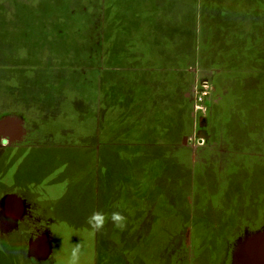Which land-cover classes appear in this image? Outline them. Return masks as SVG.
Returning <instances> with one entry per match:
<instances>
[{"label": "rangeland", "instance_id": "1", "mask_svg": "<svg viewBox=\"0 0 264 264\" xmlns=\"http://www.w3.org/2000/svg\"><path fill=\"white\" fill-rule=\"evenodd\" d=\"M178 1L179 7H183L189 0ZM129 2L0 0V114L22 116V120L28 116L37 121L32 130L35 141L61 135L63 149L71 152L72 161L65 160L71 174L69 190L79 195L82 189L89 191L90 199L86 200L93 203L94 174L107 175L104 188L99 182L100 175L97 179L101 183L97 209L100 211L104 204L110 213L120 211L127 217L125 230L115 229L110 223L94 234L86 223L91 214L79 213L73 219L64 213L65 223L54 220L42 229L50 234L53 247L52 259L47 263L26 257L23 249L27 239L20 229L8 237L7 245L0 244V264H68L76 244L82 248L80 264H264L249 258L248 247L229 244L239 230L231 229L234 233L229 235V214H224L221 208L224 206V136L233 145L236 141L232 136L240 130L235 108L239 103L249 109L251 103L244 99L254 94L258 97H253L252 104L264 101V0H240L238 6L230 8L231 12L241 14L237 19L240 30L234 33V38L212 29L224 22V0H197V4L194 0L197 24L192 22L193 16L190 22L181 23L180 38L187 37V41H181L182 61L187 65L190 60L188 50L192 41L198 65L208 72L197 67V85L189 92L188 87L178 86L188 115L193 111L196 118L193 121L190 117L186 134L187 140H195L194 147L186 148L181 154L180 150L145 149L151 142L131 145L130 149L115 148L106 131V136L94 135L91 128H84L82 121L67 123L68 116L71 122L78 116L75 114L81 113L91 125L97 123L107 113L111 100H117L122 114L125 107L131 109L132 115L140 112L145 118L142 137H149L153 131L148 119L161 116L167 119L169 110L164 112L161 97L172 94L174 87L148 83L152 79L172 80L173 71L167 67L168 62L178 60L175 52L172 53L175 39L165 32L161 40L157 31L140 38V28L146 23L138 20L132 11L134 7L130 5L124 10L127 17L123 12L122 17L119 14ZM234 20L229 19L226 26H234ZM119 35L131 38L130 52L126 56L118 55L115 64L113 55L118 49ZM141 39L147 42L150 52L145 62L142 57L139 64ZM158 40L161 42L157 46ZM236 41L245 46L242 56L231 55ZM219 55L226 60L224 68L220 62L214 63L218 69L204 65L207 56L219 58ZM247 56L252 60L244 63ZM209 68L212 78L208 75ZM224 71L234 77L235 87L225 103ZM253 77L260 80L258 87L249 81L236 86L238 80ZM202 93L207 96L200 97ZM135 94L143 95V99L156 95L162 101L148 102L145 108V101ZM189 95L191 101L187 99ZM224 105L228 116H224ZM51 121L58 123L51 125ZM100 128L99 123V131ZM204 130L209 140L207 135L204 142L197 140ZM165 138L168 145L169 139ZM210 138L212 144L208 143ZM31 148L42 154V150L54 151L57 146L34 143ZM111 187L116 192L109 197ZM4 254L8 255L4 258Z\"/></svg>", "mask_w": 264, "mask_h": 264}, {"label": "crops", "instance_id": "2", "mask_svg": "<svg viewBox=\"0 0 264 264\" xmlns=\"http://www.w3.org/2000/svg\"><path fill=\"white\" fill-rule=\"evenodd\" d=\"M193 1L194 0H189L185 4V6L179 7L178 0H131V2L126 3L124 7L119 11L120 17H122V12L126 16L127 11L124 10H126V8L130 5L134 7L132 11L135 15L138 16V20L142 23H146V25L142 24V27L140 28V38L145 39L149 35V33L157 31L158 38L161 40L163 39L165 32L171 33V35H173L175 39L174 49L172 50V53L175 52L176 57H178V60H174L171 63L168 62L169 66L167 67L168 69H170V71H173L172 80H166L162 78L160 79L162 80L161 82L152 79V81L148 83V85L151 86L174 87V92L172 94L161 97L165 103L164 112H166L167 109L169 110V115L167 119H165L163 116L159 118L148 119L147 124L153 127V131H151L148 135L149 137H142L143 127L145 126V118L141 116L140 112L136 111L132 115L131 109H127V107H125L124 112L122 114V112L118 110L117 100H114V102L113 100L110 101L107 113L102 114L97 120V123L93 122V124L91 125L90 122L87 121L88 119L85 120L87 116H85L84 113L75 114L78 116L72 119L71 122L68 116L67 123L82 121L84 128H91L90 130L94 133V135H100L102 133L103 136H106L107 133L109 142L114 143L115 148L130 149L131 145H146L147 142H151L152 145L144 146L145 149L150 147L155 149L180 150V154L181 151H185V143L187 141L186 134L189 133L191 116L188 115V112L186 110L187 105H183L182 103V100L179 95L178 86L181 85L188 87V92L190 91V89L195 87L197 85L196 82L198 75V73L196 74V69L199 65L198 60L195 59L196 50L193 47L194 44L192 43V41L191 43L188 42L192 46L188 50L190 60L188 61L187 65H185L182 61L180 56V50L182 47L181 41L185 40L187 37L185 36L184 38H180L179 32L181 23L190 22V17L192 16L194 17V20H192V22L197 24L196 11L194 9ZM195 2L197 4V0H195ZM239 4L240 0H224V22L221 26L212 27V29L216 32L224 34V36L226 37L234 38L236 36L234 33L240 30V28H238L239 24L237 22V19L241 17V14L231 12L230 8L238 6ZM141 7L142 10H139L138 8ZM115 11L117 12V9ZM232 18L235 19L234 26H226L225 23H227L228 20ZM150 29H153V31H150ZM119 38L120 40L116 42V48L118 49H115L113 55L115 64L119 59L118 55L123 54V56H126L127 54H129L128 52H130L128 47V41L131 40V38L126 39V36L124 35H119ZM142 39L139 41V44L141 46L140 53L142 54H140L141 56L137 61L139 62V64L142 57L145 62V56L147 53L150 52L147 47V42L143 41ZM160 42L161 41L158 40L157 46ZM236 42L237 43L233 42V48L231 47V50H233L231 51V55L235 57L242 56L245 46L241 45L243 43L240 41ZM120 46H125V49L119 48ZM220 57L221 55H219V58L207 56L205 58L206 63L204 65L209 64L211 67H216L218 69L216 64H218L217 62H220L223 67V64L226 63V60ZM152 58L153 59L151 60V64L154 65L155 57L152 56ZM251 60L252 57L247 56L244 60V63H248ZM238 61L239 60H237V62ZM214 63L216 64L214 65ZM199 67L203 71L204 66ZM113 68L116 69L117 67L114 66ZM181 70H185L187 71V73H182ZM193 70H195V72H192ZM207 71H209L208 75L210 76V78H212L214 76L212 68H209ZM207 73L208 72H206V74ZM232 78L234 77H232L229 72L224 71V103L225 100L230 99L229 93L231 92V89H235V87H233L234 82L232 81ZM173 81H176L177 83H173ZM245 81H249L250 85H252L253 87H258V84L260 82V80H257L255 77L251 79L245 78L241 82L238 80L236 86L238 87L239 83H241L242 86ZM234 93H236V91ZM134 96L138 97L139 95L135 94ZM139 97L143 101H145V108L148 102L162 101L156 99V95H153V97H149V99H143V95H140ZM253 97H258V95L254 94L252 95V97H247V99H244V102L247 101L251 103L250 105H248L249 109H246L241 104L239 105V103L237 105V108H235L238 112L236 116L238 123L237 127H240V130L237 132V135L232 136L236 143L230 145V138H225L224 136V214H229V216H227V223L229 225V229L239 230V232L234 236V238L228 241L229 244L232 246L247 244V242L251 240L256 234H258L259 232H264V101L259 102L258 105L252 104L254 102ZM187 99L191 101L190 95L189 98L187 97ZM249 99H251L252 102ZM161 107L163 108V106ZM225 115L228 116L226 106L224 105V116ZM50 117L52 118L53 116ZM28 118L31 119V117ZM246 119H249L247 123H245ZM57 123L58 122L51 121V125H56ZM99 123L101 125L100 131L98 129ZM104 123H106V127ZM36 124L37 121L34 120L32 130ZM32 130L30 132L29 138L36 144L45 145L49 143L51 145H55L53 143L56 137H58L59 143L62 144L60 146L64 145L62 142V136L59 134L53 136H45L43 139L35 141L36 137L32 135ZM182 131L184 132L182 133ZM211 131L212 129L210 128V134ZM16 137H19V135H16ZM165 137L169 139L168 145H166ZM105 139L106 137H104V140ZM210 142L211 144L214 142L212 141V138H210ZM117 144L120 145L117 146ZM36 171L37 167L32 162L24 161L19 163L18 171L16 172L15 170L13 175L8 177L7 191L14 193V196L10 197L12 200L10 206L13 204L16 207H19L20 211L18 215L16 214L14 218H11L9 216V213H11L9 212L10 206L5 207L4 201L3 206L1 207L0 205V241L1 239H5V237L6 240H8V237L17 234L19 230L22 229L19 223L24 214V201L27 199V197L33 196L32 194L27 193V191H35L36 187L40 190V193L35 195L36 197L43 198L48 196L50 198L49 204H54L56 210L52 209L50 210V212H54L53 215L55 221L60 222V220H62L61 223H65L63 218L64 213L68 214L71 218L76 219L79 213L84 212L80 207L81 205H84V203L86 207H90V211L87 214H92L94 211H99L97 209V202L101 183H98L97 179L100 175L99 182H102L104 188L105 177L107 175L103 177L101 174H99L98 176L97 173L94 174L96 185L92 192L93 197L96 200L91 203L90 200H86V198L90 199L89 194L85 195L83 190L80 195L76 191L69 190L70 177L62 179L60 184L61 189H57L54 192L52 189H49V179L41 178L39 183L34 182V176ZM17 182H19L20 186L23 182V188L27 191L21 190L20 187H18ZM108 190L109 197H111L116 192L115 187H111ZM131 191L133 192V190ZM106 208V205L103 204L100 211L104 212L106 216L110 217L111 213L109 212V210H106ZM245 215H250L251 218L246 220ZM242 217L245 218L246 226L244 227V229H249L253 232H241L242 227L240 224L242 222ZM255 222H258V224L254 225ZM110 223L111 222L109 219L108 221H106L105 226H110ZM43 228L39 230L40 237L44 238L40 241L42 246L41 249H43V247L47 249V247L50 246L48 240L50 234L48 232L42 231ZM240 233L243 234L241 235ZM23 234L27 239L23 249L24 254L28 259H33L41 263V261H38L35 259V257L29 255L28 250L30 242L32 240L30 239V236L25 233V231H23ZM224 243L226 245V242Z\"/></svg>", "mask_w": 264, "mask_h": 264}, {"label": "flooded vegetation", "instance_id": "3", "mask_svg": "<svg viewBox=\"0 0 264 264\" xmlns=\"http://www.w3.org/2000/svg\"><path fill=\"white\" fill-rule=\"evenodd\" d=\"M195 89H193V94H195ZM4 116V114H0V205L3 206V201L5 202L4 206H10L11 196H14V193L7 191V179L9 176H12L13 173L18 171L19 163L24 161L32 162L36 167L37 171L34 176V182L40 181L41 178L49 179L48 185L49 189H52L54 192L57 189H61V180L69 178L71 174H69L66 161L68 158L71 160V152L68 150L65 152L62 144L59 143L58 137H56L53 144L57 146V149L53 150H42V154H39L36 149L31 148L34 144L33 141L30 140V132L32 130L34 120L23 116ZM191 118L193 121L196 120L195 115L192 111ZM195 126V123H194ZM19 135V137H16ZM207 138L209 140V135L204 130L203 133H199L197 140H202L203 142ZM195 140L193 142L187 140L185 143V148L194 147ZM211 143V142H208ZM36 144V143H35ZM39 145V144H36ZM41 145V144H40ZM44 145V144H42ZM187 150V149H185ZM34 159H33V158ZM72 161V160H71ZM23 182L21 186L19 182H17L18 187L21 190L26 189L23 188ZM84 191L85 195L89 194V191ZM13 191V190H11ZM15 192V191H13ZM33 196L27 197L24 201V214L20 221V227L30 236V239L33 242L40 243L42 237H40V229L43 227L50 226L54 221V212H50V210L55 209L54 204L50 205V198L47 197H36L35 195L40 193L39 188L36 187L35 191L28 192ZM47 195V194H46ZM222 200V199H221ZM55 201V199H54ZM82 211L81 213H89L90 207H86L85 205L80 206ZM224 209V206L221 207ZM56 210V209H55ZM19 207L15 205H11L9 207V216L14 218L16 214H19ZM246 220L250 219V215H245ZM245 218L242 217L241 232H253L249 229H244L246 226ZM258 222H255L254 225H257ZM233 225V224H230ZM247 228V227H246ZM229 235H232L234 232L229 229ZM256 231V230H255ZM241 233V235L243 234ZM50 243V254L46 258L45 261H41V263H47L52 259V241L51 237H49ZM35 240V241H34ZM7 240L1 239L0 244L7 245ZM8 254H4L7 256ZM15 261V259H14Z\"/></svg>", "mask_w": 264, "mask_h": 264}, {"label": "clouds", "instance_id": "4", "mask_svg": "<svg viewBox=\"0 0 264 264\" xmlns=\"http://www.w3.org/2000/svg\"><path fill=\"white\" fill-rule=\"evenodd\" d=\"M110 219L113 227L120 231H123L127 227V217L123 215L120 211H113L109 216L102 211H94L88 218H87V225L89 226L90 230L95 234L101 232L106 224V221ZM81 245L76 244L71 249L70 258L68 260V264H80L81 258Z\"/></svg>", "mask_w": 264, "mask_h": 264}, {"label": "water", "instance_id": "5", "mask_svg": "<svg viewBox=\"0 0 264 264\" xmlns=\"http://www.w3.org/2000/svg\"><path fill=\"white\" fill-rule=\"evenodd\" d=\"M243 246L249 248V250L248 251L246 250V251L251 260L256 261V262L264 261V232H259L251 240H249L247 244H242V245H239L238 247H243ZM41 248H42L41 243H36V242L31 241L29 245V250H28L29 255L35 257V259L38 261L46 260V258L51 252L50 251L51 247L48 246L47 249H45V247H43V249ZM237 252L238 250L234 254H237Z\"/></svg>", "mask_w": 264, "mask_h": 264}, {"label": "built area", "instance_id": "6", "mask_svg": "<svg viewBox=\"0 0 264 264\" xmlns=\"http://www.w3.org/2000/svg\"><path fill=\"white\" fill-rule=\"evenodd\" d=\"M205 86H207L206 84H204V87ZM206 88V87H205ZM196 94V93H195ZM205 96H207V93H202V94H200V97H205ZM196 97V96H195ZM200 100V99H199Z\"/></svg>", "mask_w": 264, "mask_h": 264}, {"label": "bare ground", "instance_id": "7", "mask_svg": "<svg viewBox=\"0 0 264 264\" xmlns=\"http://www.w3.org/2000/svg\"><path fill=\"white\" fill-rule=\"evenodd\" d=\"M3 124H1V126H2ZM1 126H0V128H1Z\"/></svg>", "mask_w": 264, "mask_h": 264}]
</instances>
